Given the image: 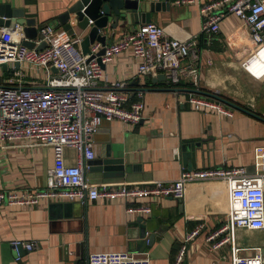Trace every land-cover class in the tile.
Wrapping results in <instances>:
<instances>
[{
	"label": "crops",
	"instance_id": "obj_1",
	"mask_svg": "<svg viewBox=\"0 0 264 264\" xmlns=\"http://www.w3.org/2000/svg\"><path fill=\"white\" fill-rule=\"evenodd\" d=\"M76 0H0L12 8L23 9L25 18H32L37 29L45 24L55 26L56 32L69 36L59 23L58 16ZM213 0H193L177 4L176 0L162 2L150 13V22L163 29L169 38L185 40L199 34L202 18L199 7ZM75 25V15H70ZM138 27L110 29L107 44L118 40ZM81 41L85 31L75 27ZM81 43V42H80ZM80 43L77 47L81 50ZM199 90L218 93L220 98L238 107H230L231 118L188 102L195 93L189 79L176 85L165 80L152 81L138 73L140 59L131 49L121 51L105 62L97 88L108 90L115 81H126L125 89L131 98L137 90L143 92L142 120L137 123L118 119L103 121L94 135V145L128 166L124 177L103 179L101 172L85 169L91 183H127L153 180H174L182 168L181 145L201 141L205 151L196 167L249 168L253 149L264 144V50L254 49L246 24L233 14L219 21V29L210 42H200ZM246 48V50H243ZM240 50H243L240 52ZM187 64L182 62V66ZM56 70L52 69V74ZM6 73L0 76V85ZM26 77L24 84H34ZM198 94V93H197ZM200 96H210L198 94ZM176 149L178 155L176 156ZM56 150L28 140H0V188L41 189L46 185L47 172L55 165ZM67 166L77 162L73 148L63 147L61 155ZM190 165V162H189ZM109 181V182H107ZM228 192L221 181L189 183L181 201L173 197L147 196L141 198H98L86 204L42 199L33 205L0 206V264H87L94 252H147L150 264H173L185 233L202 225L190 241L181 264H232L231 245L241 248L240 254H253L264 249V230L235 228L232 241L217 248L216 243L229 235L221 233L211 242L208 234L227 223ZM146 205L148 213L128 211V207ZM144 223L153 242L140 250L139 224ZM20 239L35 242L31 251L23 250L21 259L14 261L11 241Z\"/></svg>",
	"mask_w": 264,
	"mask_h": 264
},
{
	"label": "built area",
	"instance_id": "obj_2",
	"mask_svg": "<svg viewBox=\"0 0 264 264\" xmlns=\"http://www.w3.org/2000/svg\"><path fill=\"white\" fill-rule=\"evenodd\" d=\"M192 1L176 0V3ZM199 11L202 18L200 33L185 40L169 38L161 27L148 22L139 24L110 44H90L86 54L77 47L81 38L62 36L54 25L38 28L40 38L35 40L32 48L21 44L26 38L22 26L11 29L0 25V76L7 74L0 85V140H28L37 145L52 146L58 156L54 167L47 172L44 188H0V206H28L42 199L82 205L98 198L156 196L182 199L189 183L221 181L228 192V221L208 234L206 240L211 242L226 230L229 235L212 243V248L232 241L235 228L264 230V144L253 149V173L238 166L182 168L174 180L139 183H91L85 177L86 162L94 157L93 137L101 123L118 119L137 124L143 117L142 90L135 91L131 98L125 92L129 86L126 81H115L112 88L105 91L97 88L101 64L121 51L131 49L133 56L140 59V75L153 78L164 74L171 85L178 84L182 78L189 79L193 89L199 90L196 63L200 58V42H210L219 29V21L227 14L235 15L246 24L254 49L264 50V0H213L201 4ZM41 42L46 43L45 47L37 49ZM102 48L104 52L95 55ZM184 61L187 64L182 66ZM2 64H6V71L2 70ZM53 68L55 74H52ZM26 77L34 84H24ZM188 102L228 118L233 116L232 110L220 101L197 93H189ZM63 147L75 150V165L64 164L60 157ZM175 152L177 156L178 150ZM127 210L148 213L150 208L139 205ZM201 227L200 224L185 233L173 264H181L190 241ZM11 246L15 251L14 261L18 262L23 250L31 251L36 245L33 241L15 239ZM240 250L234 243L231 245L232 264H264V253L259 247L250 255L240 254ZM87 264H150V258L147 252H94L88 255Z\"/></svg>",
	"mask_w": 264,
	"mask_h": 264
},
{
	"label": "water",
	"instance_id": "obj_3",
	"mask_svg": "<svg viewBox=\"0 0 264 264\" xmlns=\"http://www.w3.org/2000/svg\"><path fill=\"white\" fill-rule=\"evenodd\" d=\"M169 0H76L72 3L66 11L58 16L59 23L69 36L75 34V27L82 32L87 28V32L84 35L80 47L83 54L89 52V45L94 42H100L103 46L107 42V36L110 29H116L118 27H126L130 24H142L150 22V13L154 10H158L162 2H168ZM75 15V25H71L70 15ZM0 25L14 29L17 25L22 26L25 34V39L21 44L32 48L35 46V38L37 36V29L35 27V21L32 18H25L23 9L12 8L9 4H0ZM46 43L41 42L36 46L37 49L45 47ZM104 52V49H100L95 55H100ZM91 58V57H90ZM103 67V64H101ZM2 70L6 71V64L1 65ZM15 67H19V63H15ZM165 80L164 74H158L153 77L152 81ZM198 94H204L210 96L213 99L220 101L230 107H238L234 103L224 100L218 96V93H207L201 90H192ZM99 130V129H98ZM201 141L189 142L181 145V158L184 168L196 167V161L202 159L204 150L202 148ZM190 162V165H189ZM89 171L101 172L103 179L124 177L128 173V166H121L120 160L114 158L111 155L109 147L104 149V152L97 150L94 145V157L86 162ZM190 170V169H188ZM248 173H253L254 168L251 165L246 168ZM109 182V181H107ZM120 182V181H118ZM181 201V198H176ZM138 235L140 242V250H143L146 245H150L153 242V234L150 235L147 232L146 225L144 223H138ZM264 253V249L262 250Z\"/></svg>",
	"mask_w": 264,
	"mask_h": 264
}]
</instances>
